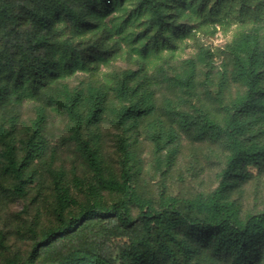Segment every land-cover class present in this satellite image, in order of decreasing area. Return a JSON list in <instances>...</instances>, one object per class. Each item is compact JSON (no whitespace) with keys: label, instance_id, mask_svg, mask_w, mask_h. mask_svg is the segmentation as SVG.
<instances>
[{"label":"rangeland","instance_id":"1","mask_svg":"<svg viewBox=\"0 0 264 264\" xmlns=\"http://www.w3.org/2000/svg\"><path fill=\"white\" fill-rule=\"evenodd\" d=\"M131 1H126L127 6ZM7 4L14 7L15 13L37 5L35 0H0V6ZM201 7L198 14L192 13L189 25L193 35L184 39L173 36L171 44L161 39L154 44L147 35L134 38L132 33L140 30L146 12L128 21L118 13L111 21L96 23L95 31L103 32V48L112 52L110 60L97 55L91 59L94 72L86 73V68L78 65L73 76L47 89L37 101L22 105L4 102L0 107V264H24L42 233L57 226L52 173L75 200L73 211L93 200L91 188L96 187V180L79 150L80 143L98 153L107 177L119 181L123 156L118 140L123 139L133 187L155 207L161 195L193 199L218 187L227 156L224 139H202L196 134V126L188 131L183 121H193L203 114L223 124L226 109L245 90L236 71L239 61L235 56L242 55L239 32L263 43L264 23L243 27L248 22L247 11L237 0H204ZM18 26L21 33L32 30L29 23ZM96 34L79 35L87 44L88 37L92 43ZM11 45L10 36L0 31V83L9 82L13 76L6 66L7 57L14 54ZM138 60L145 63V71L140 70ZM158 63L159 68L153 69ZM133 72L137 77L130 85L141 97L133 101L151 105L152 112L136 123L118 126L115 115L128 102L120 100L117 90L125 75ZM189 75L192 86L188 88L180 81ZM68 94L79 95V109L85 119L94 98L102 103L99 121L86 124L78 136L60 107ZM36 120L41 126V149L27 169L25 195L20 197L13 190V176L5 170L6 155L12 153L18 163L22 161L23 144L31 136ZM242 121L247 129L244 143L264 147V113L251 111ZM247 173L251 176L246 180L234 179L229 196L239 205L242 217L264 208V169L249 166ZM95 199L111 206L119 196L98 190ZM138 214L131 205L132 228L139 225ZM86 226L80 234L40 249L35 263L50 264L75 250L91 248L120 264L121 249L135 232L122 229L115 218L102 223L90 221Z\"/></svg>","mask_w":264,"mask_h":264},{"label":"trees","instance_id":"2","mask_svg":"<svg viewBox=\"0 0 264 264\" xmlns=\"http://www.w3.org/2000/svg\"><path fill=\"white\" fill-rule=\"evenodd\" d=\"M35 0L37 5L14 12L10 4L0 6V31L10 36L14 54L6 59L11 80L0 83V107L5 103L22 105L37 101L46 91L73 76L78 65L86 73L94 72L91 59L100 56L110 60L112 52L103 48L102 30L97 33L94 26L101 21L115 19L122 14L124 21L141 12L147 16L134 38L148 36L171 44L173 36L187 38L193 27L192 13L201 11L204 0ZM240 8L247 11L245 26L264 23V0H237ZM29 23L30 32H20L18 25ZM61 24V25H60ZM93 32L95 39L86 44L80 33ZM172 33V34H171ZM241 57L236 55L237 77L244 93L227 109L223 124L213 122L207 115L198 114L192 121L184 119L183 125L190 131L196 126L200 138H223L227 150L225 167L221 172L218 187L210 194L193 199H176L161 195L158 206L143 199L134 189L132 177L126 163L129 155L123 139L118 148L123 156L120 180L107 177L103 162L95 150L80 143L79 150L88 168L92 171L96 187L91 188L92 201L73 211L75 200L58 176L52 173L55 204L53 215L57 226L42 233L32 247L24 264H36L40 249L50 247L73 235H78L87 222H100L115 218L124 230L133 233L131 241L121 249L120 264H264V208L261 212L242 217L239 205L229 199L234 179H248L247 168L264 169V147L247 145L243 141L246 126L242 119L251 111L264 113V42L239 32ZM113 60V59H112ZM140 70L146 65L138 60ZM163 62V61H161ZM160 63L153 69L159 68ZM136 73L126 74L119 83L117 96L128 105L115 115L116 124L124 126L138 122L152 112V106L133 101L139 99L137 88L130 84ZM181 84L192 86L189 75ZM50 99V98H48ZM79 95L68 94L60 106L68 115L73 133L80 135L86 124L99 121L102 103L96 97L85 119L80 113ZM49 101V100H48ZM58 107V106H57ZM58 107V108H60ZM40 121L36 120L33 132L23 144L25 156L17 162L12 153L6 155L5 170L14 178L13 190L18 196L25 195L26 172L40 152ZM2 134V131H0ZM98 190L119 196L111 206L95 199ZM138 209L137 222L133 227L130 206ZM100 220V221H99ZM50 264H116L110 257H102L95 250H75Z\"/></svg>","mask_w":264,"mask_h":264}]
</instances>
